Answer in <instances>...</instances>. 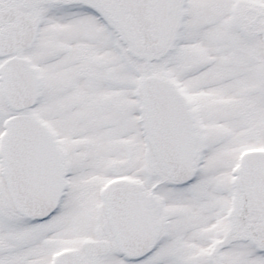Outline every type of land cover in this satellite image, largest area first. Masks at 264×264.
<instances>
[{
  "label": "snow or ice",
  "instance_id": "obj_1",
  "mask_svg": "<svg viewBox=\"0 0 264 264\" xmlns=\"http://www.w3.org/2000/svg\"><path fill=\"white\" fill-rule=\"evenodd\" d=\"M0 264H264V0H0Z\"/></svg>",
  "mask_w": 264,
  "mask_h": 264
}]
</instances>
